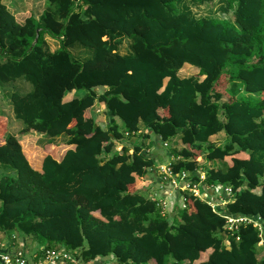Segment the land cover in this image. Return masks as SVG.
<instances>
[{"label":"trees","instance_id":"1","mask_svg":"<svg viewBox=\"0 0 264 264\" xmlns=\"http://www.w3.org/2000/svg\"><path fill=\"white\" fill-rule=\"evenodd\" d=\"M211 1L45 0L38 18L19 23L0 0L2 97L20 134L65 135L69 146L36 170L28 160L38 154L27 159L0 122V231L9 241L42 239L43 250L62 248L77 261L63 264L108 256L115 264H264V0H221V18L193 11ZM76 46L87 56H74ZM185 64L197 75L180 77ZM222 76L231 100L215 89ZM20 81L31 89H16ZM219 133L222 143L210 140ZM152 136H177L184 147L170 149L172 175L198 181L203 172L213 193L179 191L165 213L162 198L144 196L155 162L143 140ZM200 157L219 166L201 168ZM219 192L231 198L224 205ZM225 216L261 230L227 231Z\"/></svg>","mask_w":264,"mask_h":264},{"label":"rangeland","instance_id":"2","mask_svg":"<svg viewBox=\"0 0 264 264\" xmlns=\"http://www.w3.org/2000/svg\"><path fill=\"white\" fill-rule=\"evenodd\" d=\"M22 1L24 4V8L22 11L23 13H25V14L30 13L31 15H34V16L40 14V10L42 9V7L37 6L35 4L36 1H33V0H22ZM221 6H222L221 0H213V1L208 2L206 4L194 7L193 11L197 15H212L214 17L221 18V17H223L222 12L220 11ZM226 17L230 20H232V18H233L231 13H229ZM46 39L49 40L47 37H46ZM48 42H50V44H49L50 49H55L57 47L56 41H53V43H51L52 41L50 40ZM71 50H72V53L74 54V56H76L80 59H83L85 56H87L86 51L80 47L76 46V47L72 48ZM128 50H129V41L127 39H125L120 46V52L126 53ZM197 72H198V70L196 67L185 64L179 70L178 74L180 77H188L191 75H197ZM14 86L19 91H26L27 89L29 91L31 89L30 83L26 84V83H23L22 81L15 83ZM225 86H226V77L222 76V78L219 81V84L217 85V87H215V89L218 91H222L224 93L225 97L228 100H231V98L228 97L224 92ZM83 93H84L83 90H79L77 92L76 96H80ZM242 95L244 96V98L251 99L253 101H256L259 98L258 93L256 94V93L243 92ZM104 111H105V109H104ZM104 111L103 112L99 111L96 113H95V110L93 111V114H95V116H97V118H98V122L102 123L103 125H105V121H107L106 117L104 115ZM0 112H1L0 113V122H6V124H7V125H4V132L12 133L18 137L25 156L38 154V158L36 160L39 161L41 159V157H43V155H45L47 153H52L55 157L58 158L69 147L65 144V141L67 139V137L65 135L60 136V137L51 138L47 135L37 133L34 131H30L27 134H20V130H21L23 124L20 120H17L14 117L12 110H11V107L8 103V99L5 97H2L1 92H0ZM117 122L120 124V126H123L122 122L119 119H117ZM177 138L178 137L176 136L173 141H175ZM224 139H225L224 135H220L219 137L215 138L213 142L219 144V143H222L224 141ZM25 141H27L28 143H26ZM170 145H173L172 141H170ZM31 161H33V159H31ZM160 162L166 163V161L164 159L160 160ZM198 162H199V166L201 168L203 166H206L207 168L219 166L218 163H215L214 161H212V162L207 161L203 157L198 158ZM165 165L166 164L158 165L157 169L159 171V174H162L161 169H160L161 166H165ZM201 175L204 176V173H202ZM220 190L223 191V188H221ZM151 192H152L151 189L146 188L145 190L142 191V194L144 196L148 197L151 194ZM4 236L5 235L0 233V238H3ZM17 237H18V242L16 244H12V245L15 248H21L29 256V258L33 257L34 255H39L41 250H42L41 246L45 245V242L42 239H33L32 237H23V236H19V235ZM225 244H226V246H228L227 241H225ZM263 244H264V242H263ZM257 256H258V258H261L264 256V247L259 249ZM101 263L115 264L116 260L111 256L99 257L97 259V261L90 262L89 264H101Z\"/></svg>","mask_w":264,"mask_h":264},{"label":"built area","instance_id":"3","mask_svg":"<svg viewBox=\"0 0 264 264\" xmlns=\"http://www.w3.org/2000/svg\"><path fill=\"white\" fill-rule=\"evenodd\" d=\"M164 146L166 143L164 142ZM118 150L121 148L118 147ZM170 163L168 162L165 166H161V181L167 182L172 190L174 191H182L187 192L189 194H193L196 197L203 198L202 192L204 190H209L211 187L205 186L202 183V179L204 178L203 175L200 176V180L198 181H191L187 178V173L182 172L179 177H174L171 173ZM230 189L223 188V193L226 196H230ZM218 199L221 204H225L231 198L225 200L223 199V194H218ZM160 205L162 207V212L165 213L168 209V200L167 198H163L159 200ZM209 204L215 207V203L210 201ZM184 207V205H182ZM226 218V230L232 232L233 230H237L238 226L242 223H253L254 226H257L259 230H261V225L253 221V219L248 217H233V216H225ZM15 239V236L12 237ZM261 241L259 244H262ZM40 252L39 255H34L33 257L29 258V256L21 249L15 248L8 239L2 240L0 239V264H63L65 262L77 263L76 259L74 258L73 254L69 251L64 249H46ZM89 264V263H88ZM106 264V263H101Z\"/></svg>","mask_w":264,"mask_h":264},{"label":"crops","instance_id":"4","mask_svg":"<svg viewBox=\"0 0 264 264\" xmlns=\"http://www.w3.org/2000/svg\"><path fill=\"white\" fill-rule=\"evenodd\" d=\"M33 1H36L35 4L37 6H41L42 7V9L40 10V14H41L43 9L45 8V0H33ZM3 2L6 5V7L9 9V11L14 15V17H15L17 22L22 23L25 18H27L28 16H31L30 13L29 14H25V13L22 12L23 8H24V4H23L22 0H3ZM40 14L35 15V16L32 15V16L35 17V18H38ZM46 37L49 40H47ZM46 37H45V39H46L48 44H50V42H48L50 40L52 41L51 43H53V41H56V40H54V39H52V38H50L48 36H46ZM57 47H58V42H57ZM51 50H54V49H51ZM66 97L67 98L65 100L71 99L73 97V93L68 94ZM95 108H96L95 113L99 112V111H102V112L104 111V109H103L104 106L101 105V104H96ZM104 115L106 117L105 111H104ZM95 118H96V122L98 124L103 125L102 123L98 122L97 116H95ZM105 124H106V121H105ZM220 135H223V134L219 133L217 135L211 136L210 140L214 141V139L219 137ZM174 139H175V137L172 138L169 141H166L165 142L166 146H164V142H161V140H159L158 137H153L152 136L150 139L146 138V139L143 140L145 142V144L147 145L146 151L154 158V162H155L153 169H151V174L148 175V181H145L146 182V186H147L148 189L152 190L151 194L154 196L155 199L156 198H159V199L160 198H162V199L163 198H167V200L170 201V203H172L173 200H175L176 202L179 201V199H178L179 191L172 190L171 186L168 183H166L164 181H161V175L159 174V171H158L157 167H158V165H161V164L164 165V164H167L168 162H171L173 160V156L170 155V153H169L171 148L175 147L176 149H180V148L184 147V145H182L180 143L178 138L175 141H173ZM133 140L137 141V138H134ZM170 141L173 142V145H170ZM2 142H3V139L0 140V144ZM118 147L121 148L122 145L121 144H117V148ZM62 155L60 157H58V158L55 157L54 155H53V157L56 160H59L62 157ZM42 158L43 157H41V159L39 161L34 160V159L31 162H30V160H28V161H29V163L31 164V166L34 169L40 171L41 170ZM162 159H164L166 161V163H164V162L161 163L160 160H162ZM209 191L213 193V190H209ZM217 197H215V198H217ZM170 203H169V205H170ZM0 233L5 235L3 238H0V239H2V240L7 239V235L5 233H3L1 231H0ZM10 242H11V244H16L18 242V237H15V239L10 240ZM259 246L262 247L263 243L259 244ZM96 261H97V259H96Z\"/></svg>","mask_w":264,"mask_h":264}]
</instances>
